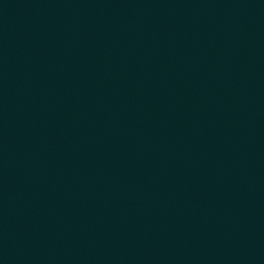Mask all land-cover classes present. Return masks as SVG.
<instances>
[{"label": "water", "instance_id": "water-1", "mask_svg": "<svg viewBox=\"0 0 264 264\" xmlns=\"http://www.w3.org/2000/svg\"><path fill=\"white\" fill-rule=\"evenodd\" d=\"M0 264H264V0H0Z\"/></svg>", "mask_w": 264, "mask_h": 264}]
</instances>
